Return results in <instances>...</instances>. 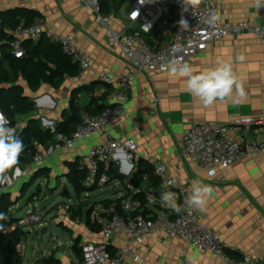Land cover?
<instances>
[{
  "label": "crops",
  "instance_id": "1",
  "mask_svg": "<svg viewBox=\"0 0 264 264\" xmlns=\"http://www.w3.org/2000/svg\"><path fill=\"white\" fill-rule=\"evenodd\" d=\"M119 6V3L111 1L107 11L112 17V26L117 29L125 22ZM216 6L221 24L239 21H247L253 25L264 23V8H256L254 0H216ZM14 8L31 9L44 16L53 32L73 36L76 44L91 56L89 68L81 80L65 77L58 88L42 83L35 92L27 89L26 84L22 82L26 96L34 103L35 109L31 118L39 119L42 128H48L44 126L46 122H51L55 127L65 119L74 91V103L81 110L89 104L92 97L101 98L99 104L104 107L116 103L117 96L122 93V87L118 84L102 83L99 74L104 68L120 74H127L132 68L121 56L118 47L107 45L105 27L94 22L90 9L84 8L79 0H0L1 12ZM240 55L245 57L243 62L237 59ZM218 62L230 63L235 75L243 83L247 95L239 104H234L232 99H226L204 107L198 98L185 91L182 78L171 77L168 71L144 72L135 76L123 114L111 122L106 131L96 132L89 139L75 143L70 149L56 148L55 139L43 146L48 155L40 165L50 170L48 180L39 179L45 182L44 187L55 185L58 181L68 183L64 176L67 173V164L79 159L80 164L83 162L86 166L88 150L93 145L104 142L108 135L132 139L136 143V155L139 157V160L131 161L134 166L127 174L120 171L116 160H110L105 166V171L110 169L112 174L119 173L124 179L113 178L104 186L82 193L79 197L76 194L63 195L71 202L76 200L70 204L62 202L55 208L44 207L43 211H49L48 218H53L57 212L69 205L83 203L85 207H92L91 212L96 211L97 221H90L100 228L102 221L116 214V201L120 199L121 203L128 197L125 181L132 177L140 166H145L141 163L152 164L154 161H160L167 164L169 174L184 183L187 195L191 192L194 180L212 185L213 196L208 199L203 211L193 209L196 216L221 238L229 253L239 256L249 254L263 264L264 147L256 157L236 161L226 171L225 180H221L219 174L209 176L202 166L180 153L182 134L191 121L229 124L244 117L261 118L263 125L253 136L264 142L263 44L254 34L226 36L197 53L186 63L194 73H200L216 67ZM82 86L89 90L81 89ZM28 117L20 116L19 119L25 125ZM143 155L148 159H143ZM22 167L24 166L19 168ZM19 184L20 182H17L16 194L19 193ZM139 188L144 191L154 189L153 201L144 203L145 215L152 216L162 209L171 216L176 214L161 205L160 195L167 190L161 185L152 187L146 174L143 175ZM41 189H38L40 194ZM32 205L35 207L38 204ZM13 207L10 209L12 215ZM27 207L19 205L17 210L22 212ZM35 208L41 209L38 206ZM65 219L69 220L65 222ZM63 220L65 223L59 226L68 230L72 243L77 238L80 240L79 246L88 241L105 240L100 229L94 231L89 228L84 216L72 217L69 211ZM56 222L60 223L59 220ZM123 239L122 235L112 238L109 241L110 250L123 246ZM136 252L137 260L128 256L122 264H189V257L196 264H224L213 254L202 256L189 242L166 238L159 233L151 234L142 244L136 246ZM48 256L57 260L58 264H83L73 251L72 256L61 252L59 244L53 246L47 256L38 257L36 264H44L42 260Z\"/></svg>",
  "mask_w": 264,
  "mask_h": 264
},
{
  "label": "built area",
  "instance_id": "2",
  "mask_svg": "<svg viewBox=\"0 0 264 264\" xmlns=\"http://www.w3.org/2000/svg\"><path fill=\"white\" fill-rule=\"evenodd\" d=\"M112 1L119 3V8L123 12L125 22L119 29L112 26V17L109 12L104 11L100 0H79V3L92 11L95 23L105 27L107 45L119 48L121 56L127 60L132 71L120 74L104 68L100 72L99 80L102 83L118 84L122 87V93L117 96L113 106H106L97 114L81 111L80 122L71 135L53 131L48 127L54 133L58 149L62 147L70 149L75 143L89 139L92 134L106 131L111 122L119 119L124 112L131 84L137 74L166 72L165 65L171 63L173 59L182 58L183 63L189 62L197 53L226 36L254 34L264 46V23L261 25H253L247 21L227 25L221 24L220 21L215 25L206 23L212 13H217L216 0H202V3L196 7L187 6V12L183 13L189 23L186 30L180 29L177 24L181 14L179 0ZM12 35L14 38L7 41V46L15 57L23 56L24 39L36 42L45 37L59 45L62 51L77 64L78 70L75 76L77 79L81 80L89 68L90 54L76 44L73 36L53 32L44 16H36L27 25H18L12 30ZM0 112H3L1 107ZM261 125L263 120L257 117L239 118L229 124L191 121L182 134L180 153L202 166L209 176L219 174L221 180H225L226 171L236 161L254 158L263 149L264 142L253 136L254 133H258ZM14 128L20 137L24 123L19 117ZM118 149L127 152L131 161L139 160L136 155L137 146L132 139L108 135L104 142L93 145L88 150L87 185L104 186L109 182L105 166L113 159V152ZM47 155V150L37 145L33 161L20 168L19 177L9 174V182L0 186V194L17 182L28 178L32 169L40 165ZM142 158L148 159L146 155ZM152 164L155 174L160 179V185L167 191L175 192L182 204L187 196L184 183L168 173L167 164L160 161H154ZM81 165L85 163L82 162ZM125 186L128 197L120 203L122 214H113L100 223V232L105 240L81 244L83 264H122L128 256L137 260L136 246L155 233L162 234L166 238L189 242L202 256L213 254L224 264H262L249 254L239 258L230 255L221 238L196 216L193 208L185 207L183 212L174 216L163 209L156 211L152 216L145 215L144 203L153 201L154 189L144 191L142 188H135L130 184L129 179L125 181ZM138 192L143 193L142 199L133 197ZM36 199V196L32 195L31 201L34 202ZM28 206L20 217H16V221L11 226H4L3 222H0L3 225V230H0L3 235H8L14 228H20L27 233L48 226L43 211L35 208L34 205ZM97 217L96 211H92L90 220L97 221ZM118 235L124 237L123 246L110 250L109 241ZM15 250L20 257H24L25 238L16 244ZM2 262L3 255L0 253V264Z\"/></svg>",
  "mask_w": 264,
  "mask_h": 264
},
{
  "label": "trees",
  "instance_id": "3",
  "mask_svg": "<svg viewBox=\"0 0 264 264\" xmlns=\"http://www.w3.org/2000/svg\"><path fill=\"white\" fill-rule=\"evenodd\" d=\"M105 12L110 8L112 0H100ZM39 14L27 8H14L6 12H0V107L5 115L9 118L12 127H15L17 118L20 116H29L25 122L23 132L20 138L24 144V151L20 156L19 167L26 166L33 161V157L37 152V145L45 146L49 142L54 141V133L49 128H42L39 119L31 118L34 111V103L29 100L25 94L24 82L32 92L39 89L42 83L58 88L65 77H75L77 74V64L73 62L68 54L62 51L59 45L42 37L39 41L24 39L22 46L24 53L22 57H15L7 46V41L13 39L12 30L20 24L27 25ZM81 89H87L82 86ZM75 91L72 94V100L69 105V111L66 113L65 119L55 125L56 132H62L71 135L80 122V113L83 110L91 114H96L103 105L99 104L101 98L92 97L89 104L81 110L74 103ZM96 111V112H94ZM135 174L129 178V182L135 188H139L144 174L148 176L151 186L157 188L160 185V179L155 174L153 165L150 163H141ZM49 168L38 165L30 173L29 177L20 181L19 197L14 200L10 190H5L0 194V212L6 213L7 219L0 220L4 226H11L16 217L10 213V209L21 200L29 188L41 178H49ZM109 177V181L113 178L124 179L119 173L112 174L108 169L105 171ZM72 187L75 194L79 197L87 191H94L99 186L96 184L87 185L88 168L81 165L79 159H75L67 164V173L64 175ZM48 184V182H47ZM39 185L37 189H39ZM135 198H143V193H135ZM31 200V199H30ZM92 207H85L83 203L71 208L72 217H85L89 228L97 231L99 226L90 221ZM116 214H122L120 209V199L116 201L114 207ZM62 225V224H61ZM63 226V225H62ZM26 232L20 228L12 229L8 235H3L0 231V253L3 255L1 264H21L22 258L15 250L16 244L26 237ZM79 238L71 245L73 253L82 261L81 247L79 246ZM230 255L239 258L237 254ZM44 264H58L59 262L53 257L48 256L43 260ZM36 264V263H34Z\"/></svg>",
  "mask_w": 264,
  "mask_h": 264
},
{
  "label": "clouds",
  "instance_id": "4",
  "mask_svg": "<svg viewBox=\"0 0 264 264\" xmlns=\"http://www.w3.org/2000/svg\"><path fill=\"white\" fill-rule=\"evenodd\" d=\"M181 7L180 19L177 24L180 29L186 30L189 27L188 21L183 13L187 12V6L196 7L202 0H179ZM256 8H264V0H254ZM220 20L217 13L206 20L209 25H215ZM241 62L245 60L243 55L237 57ZM171 77L182 78L184 80L185 91L198 98L202 106L209 107L218 101L232 99L234 104H239L246 98V91L243 83L235 75L232 65L226 62H218L217 66L204 72L194 73L187 63L182 62V58L173 59L171 63L165 65ZM7 116L0 112V186L9 182V173L14 177L21 175L19 168L20 156L24 151L22 139L17 135L14 127ZM45 127L55 131L51 122H46ZM112 157L119 163L122 173H130L133 164L128 153L123 149L113 152ZM214 188L210 184H204L200 180H194L191 185V192L178 203L177 194L173 191H165L160 195V202L163 207L170 208L179 214L187 208L203 211L208 199L213 196ZM6 213L0 212V220H6ZM0 230L3 225L0 224ZM189 264L196 262L189 257Z\"/></svg>",
  "mask_w": 264,
  "mask_h": 264
},
{
  "label": "rangeland",
  "instance_id": "5",
  "mask_svg": "<svg viewBox=\"0 0 264 264\" xmlns=\"http://www.w3.org/2000/svg\"><path fill=\"white\" fill-rule=\"evenodd\" d=\"M24 116H22L23 118ZM21 121V120H20ZM11 174V173H9ZM59 183H56L55 185L51 184L49 186H45V182L37 180L35 184H33L26 195L19 200V202L14 205L13 207V215L15 217H20L21 213L18 211V206L20 207H27V205H32L33 203H36L38 207L41 208V211L44 210V207L46 208L47 206L52 208H55L58 204H61L62 202H66L70 204L71 201L68 200V197L63 196V192H67L69 195H74L75 192L73 191L72 187L64 181L63 183L58 181ZM17 183L10 188V191L14 197V200H17L19 197V193L16 194V190L18 186H16ZM39 185L42 194H40L39 190L37 189V186ZM43 186V187H42ZM15 192V193H14ZM37 193V194H36ZM36 194V200L34 202H31L30 199H32V195ZM79 199V198H78ZM72 201L71 203L75 202ZM35 206V207H36ZM77 206L75 203L73 205H69L67 208H63L61 212H57L53 216V218H48V212L49 211H43L44 217L46 218L48 222V228L47 232L45 234H41L40 231L42 228H39L38 232L39 234L37 236L34 235V231L26 234L25 237V245H26V252L24 257L22 258V264H34L37 262V258L40 257L41 255L47 256L48 253L51 251L53 246H57L59 244V248L61 252L67 253L68 255L72 256V250H71V245H72V240L69 235L68 230H65L63 227L59 226L61 224H64L68 220L65 219V222L63 218L66 217V214L71 210L72 207ZM18 209V210H17ZM43 209V210H42ZM60 223H57L58 221ZM52 237H55V239H52ZM58 248V247H57Z\"/></svg>",
  "mask_w": 264,
  "mask_h": 264
},
{
  "label": "water",
  "instance_id": "6",
  "mask_svg": "<svg viewBox=\"0 0 264 264\" xmlns=\"http://www.w3.org/2000/svg\"><path fill=\"white\" fill-rule=\"evenodd\" d=\"M1 12V11H0ZM63 195H69V194H67V192L65 191V192H63ZM47 232V227H43L42 229H41V231H40V233L41 234H45ZM28 233H30V232H28ZM39 234V232L38 231H35L34 232V235L35 236H37ZM263 264H264V261H263Z\"/></svg>",
  "mask_w": 264,
  "mask_h": 264
}]
</instances>
